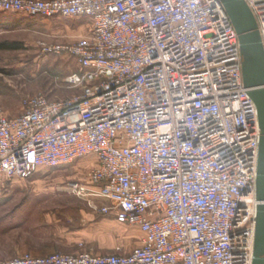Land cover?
<instances>
[{
  "label": "built area",
  "instance_id": "built-area-1",
  "mask_svg": "<svg viewBox=\"0 0 264 264\" xmlns=\"http://www.w3.org/2000/svg\"><path fill=\"white\" fill-rule=\"evenodd\" d=\"M264 49V0H246ZM0 12L90 19L65 44L79 70L67 99L39 93L0 117V175L25 179L87 155L70 181L142 244L115 252L30 254L0 264H255L262 129L224 0H0Z\"/></svg>",
  "mask_w": 264,
  "mask_h": 264
},
{
  "label": "rangeland",
  "instance_id": "rangeland-1",
  "mask_svg": "<svg viewBox=\"0 0 264 264\" xmlns=\"http://www.w3.org/2000/svg\"><path fill=\"white\" fill-rule=\"evenodd\" d=\"M89 22L86 17L39 18L30 30L0 33V117L23 114L25 100L39 93L51 100L80 93L66 81L69 73L79 70L75 58L66 51L49 53L43 45L73 42L87 34ZM94 158L87 155L66 167H43L25 179L0 175L1 259L115 252L112 247L129 226L117 220L104 224L108 214L99 207L105 199L82 196L69 186L70 181L87 182L89 171L97 166Z\"/></svg>",
  "mask_w": 264,
  "mask_h": 264
},
{
  "label": "water",
  "instance_id": "water-1",
  "mask_svg": "<svg viewBox=\"0 0 264 264\" xmlns=\"http://www.w3.org/2000/svg\"><path fill=\"white\" fill-rule=\"evenodd\" d=\"M226 10L231 15L238 31L243 59L242 71L250 96L255 101L262 129L260 139L259 166L257 178V225L255 238V264H264V49L258 32L257 21L246 0H224Z\"/></svg>",
  "mask_w": 264,
  "mask_h": 264
},
{
  "label": "crops",
  "instance_id": "crops-1",
  "mask_svg": "<svg viewBox=\"0 0 264 264\" xmlns=\"http://www.w3.org/2000/svg\"><path fill=\"white\" fill-rule=\"evenodd\" d=\"M29 18L24 15H15L12 13H2L0 15V33L6 32H21L23 30H30L35 27V24L39 18ZM90 26V22H89ZM91 27V26H90ZM87 34H89L90 29L87 30ZM106 201V200H105ZM103 202V204H110L108 201ZM116 221L115 215L108 214V217L104 218L102 221L104 224H111ZM127 233L120 234L121 241L116 242L115 247H112L113 250H116L117 247L120 248V251L124 254H128L132 251V249L136 246H140L142 244V239L144 237L140 228L134 225H129Z\"/></svg>",
  "mask_w": 264,
  "mask_h": 264
}]
</instances>
